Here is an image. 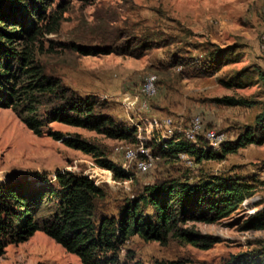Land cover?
Listing matches in <instances>:
<instances>
[{
    "label": "rangeland",
    "instance_id": "374dc122",
    "mask_svg": "<svg viewBox=\"0 0 264 264\" xmlns=\"http://www.w3.org/2000/svg\"><path fill=\"white\" fill-rule=\"evenodd\" d=\"M53 12H62L59 26L51 33L45 29L38 41L37 59L45 72L60 77L83 97L95 96L118 123L137 128L140 142L134 147L59 123L49 128L80 134L96 143L132 178L115 181L113 172L101 169L92 157L47 135L35 136L12 110L0 109V183L25 177L33 184H45L46 180L54 181L57 171L82 173L107 191L99 212L117 216V208L124 200L133 198L157 179L179 172L189 171L193 177H247L256 185L255 192L236 213L219 223L195 225L200 233L217 237L220 243L204 249L177 241L161 246L134 237L124 246L121 256L124 259L132 251L135 260L145 264L177 259H187L191 264H228L235 256L259 249L264 231L242 228L249 216L264 207V145H249L222 161L197 164L192 158L180 159L171 170L160 161L151 160V170L141 173L137 162L143 156L142 144L153 137L154 126L163 128L168 136L177 131L185 135L193 118L200 116L205 130L224 134L227 143L235 141L246 126L254 123L264 109V85L242 89L227 84L240 72L257 77L258 70L264 71V0H56ZM132 38L142 43L151 39L160 45H172L150 50L141 59L116 55L84 57L73 49L120 45ZM213 43L233 47L239 55L238 62L224 66L209 78L185 77L183 69L170 64L172 53L178 55L182 51L198 59ZM151 77L156 84L155 96L143 99L145 81ZM132 96L135 98L131 102L125 101ZM224 97L257 101L258 105L229 107L213 101ZM183 124H187L186 130L182 129ZM144 153L150 155L147 150ZM132 154H140L134 163ZM0 264L81 262L44 233L37 232L27 242L7 247Z\"/></svg>",
    "mask_w": 264,
    "mask_h": 264
},
{
    "label": "trees",
    "instance_id": "16d2710c",
    "mask_svg": "<svg viewBox=\"0 0 264 264\" xmlns=\"http://www.w3.org/2000/svg\"><path fill=\"white\" fill-rule=\"evenodd\" d=\"M55 2L0 0V109L12 110L35 136L47 135L92 157L101 169L113 172L115 181L131 180L132 175L122 171L96 143L80 134L49 128L59 123L134 147L140 142L136 127L118 123L95 96H81L60 77L47 74L38 61L39 36L45 29L47 33L55 32L62 18V12H53ZM138 42L132 38L120 45L73 49L84 57L116 55L141 59L150 50L172 45H160L151 39ZM238 59L233 47L213 43L198 59L182 51L178 55L172 53L170 64L183 69L185 77L209 78ZM261 84L264 85V71L258 70L257 77L240 72L227 85L243 89ZM213 101L229 107L258 105L257 101L238 97ZM186 125L183 124V130L188 128ZM152 128V139L142 144V151L147 150L150 155L143 154L140 162L158 160L170 169L179 163L181 155L197 164L222 161L249 145H264V109L252 125L246 126L235 141L225 143L220 151L212 148L203 136L192 142L183 132L168 136L163 128ZM40 182L33 184L24 177L0 183V257L7 247L23 244L37 232L77 256L81 264H145L136 261L132 251L124 259L121 256L124 246L134 237L161 246L177 241L209 249L220 243L219 238L200 233L195 225L226 220L254 195L256 188L252 180L238 175L193 177L189 171L179 172L143 187L133 198L124 200L117 208L118 215L113 216L99 212L100 203L107 198L106 189L82 173L57 171L51 183ZM242 230L264 231V207L245 220ZM154 264L191 263L177 259ZM228 264H264V241L259 249L235 256Z\"/></svg>",
    "mask_w": 264,
    "mask_h": 264
},
{
    "label": "bare ground",
    "instance_id": "6f19581e",
    "mask_svg": "<svg viewBox=\"0 0 264 264\" xmlns=\"http://www.w3.org/2000/svg\"><path fill=\"white\" fill-rule=\"evenodd\" d=\"M147 81H150V83H146L145 88H144V93H145V95H150L149 97H151L156 93V88H155L156 84H155L154 79H152V77L147 79ZM169 133L171 134V131H169ZM186 134L188 136L187 139L189 141H192V142H194L200 135V134H194V138H192V130L191 129L189 131H186ZM216 136H217L216 137V143L213 142L212 140H210V136H205V139L209 142V144L212 148L219 151L222 148V146L226 143V137L224 134L217 133V132H216ZM141 152H142V154H145L146 156H148V154L144 153L145 151H141ZM180 159L181 160H183V159L189 160V158L186 155H181ZM150 168H151V159L148 162H143V161L137 162V169L141 173H146L148 170L150 171L151 170Z\"/></svg>",
    "mask_w": 264,
    "mask_h": 264
},
{
    "label": "built area",
    "instance_id": "2783aa9c",
    "mask_svg": "<svg viewBox=\"0 0 264 264\" xmlns=\"http://www.w3.org/2000/svg\"><path fill=\"white\" fill-rule=\"evenodd\" d=\"M145 83H150V81H145ZM143 93H144V87H143ZM149 97L150 95H144V97ZM135 96H132V98H125L126 102H131L132 99H134ZM143 107H145L144 100H143ZM188 129L192 130V138H194V134H201L202 136H210V140L216 143V131H206L204 127L203 120L200 116H196L193 118L190 126ZM132 163L135 162L137 157H140V154H132ZM189 162V161H188Z\"/></svg>",
    "mask_w": 264,
    "mask_h": 264
}]
</instances>
